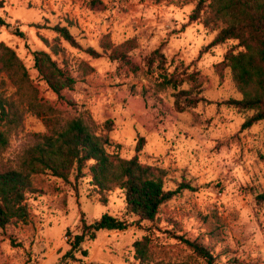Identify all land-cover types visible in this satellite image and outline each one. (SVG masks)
Wrapping results in <instances>:
<instances>
[{
    "label": "rangeland",
    "instance_id": "1",
    "mask_svg": "<svg viewBox=\"0 0 264 264\" xmlns=\"http://www.w3.org/2000/svg\"><path fill=\"white\" fill-rule=\"evenodd\" d=\"M100 1L104 7L91 8L89 0H4L0 15L8 25L0 40L15 50L38 99L53 106L57 116L80 114L99 126L107 122L110 151L124 158L137 154L140 161L163 168L165 189L182 181L193 189H182L163 203L154 222L137 223L125 211L122 189L106 192L103 204L87 175L63 181L40 172L33 177L34 192L27 194L28 219L0 229V264H57L81 232L80 219L89 224L105 213L133 223L122 231L98 230L94 239L81 243L86 256L77 251L78 261L64 262L140 264L132 243L147 234L151 260L146 264H206L176 237L181 235L207 246L215 264H264V122L241 128L252 111L222 103L242 95L230 69L217 65L228 49L242 47L236 39L207 46L218 26L205 25V13L189 19L198 0ZM34 23L49 27L36 29ZM57 23L68 27L79 46L50 28ZM16 27L23 37L14 33ZM105 35L114 46L136 39L129 52L136 71L103 51ZM41 37L59 52L53 54ZM88 47L100 55L93 57ZM156 48L166 57L164 71L156 62L147 68L146 58ZM35 49L48 51L75 77L62 98L33 68ZM173 71L184 78L176 89L161 77ZM181 89L189 91L181 95L183 110L174 104ZM0 90L28 108L21 101L26 86L18 89L1 73ZM45 129L44 117L26 110L0 162L14 164L30 134Z\"/></svg>",
    "mask_w": 264,
    "mask_h": 264
},
{
    "label": "trees",
    "instance_id": "2",
    "mask_svg": "<svg viewBox=\"0 0 264 264\" xmlns=\"http://www.w3.org/2000/svg\"><path fill=\"white\" fill-rule=\"evenodd\" d=\"M91 8L104 7L100 0H89ZM4 7V0H0V8ZM205 13V25H216L218 31L208 47L224 42L227 39H236L241 50L228 49L223 59L217 64L219 67H228L232 78L241 92L240 98H227L223 104L232 106L241 111H252L241 124L247 128L258 121L264 122V0H198L189 19L196 20ZM0 25H8L0 15ZM46 24L34 23L36 29ZM64 40L73 46H79L75 37L65 25L59 23L50 27ZM14 33L21 37L23 32L16 27ZM102 41L103 51L108 52L112 60L125 63L136 71L137 66L130 62L129 52L136 48L134 37L114 46L105 35ZM53 54L59 52L57 45H50L46 38H40ZM93 57L99 56L95 49L86 48ZM33 68L37 71L47 86L57 97H63V90L71 89L76 79L63 68L51 54L44 49H35L31 52ZM165 55L154 49L146 58L147 68H153L154 63L164 71ZM18 87L26 86L21 101H26L30 111L42 116L46 122L43 132H32L30 143L17 156L14 164L0 162V229L8 225L25 222L29 216L27 203L28 192H34L33 177L40 172H48L52 176L69 181L73 175L75 181L84 176L89 177L92 189L98 193L100 201H107L105 193L119 188L123 190L125 211L136 216L133 222H154L163 203L168 201L182 189L192 190L193 187L186 181L180 182L175 189H165V170L158 165L140 161L137 154L129 158L121 157L117 152L109 150L111 141L107 134V122L102 126L86 119L82 115L59 117L56 109L46 101H41L36 95L30 77L21 58L15 50L3 41H0V74ZM163 84L176 89L184 80L179 72H164ZM186 77H191L187 74ZM1 83H5L1 79ZM35 92L28 100L29 93ZM187 90L175 92L174 104L177 109L183 110L181 95L188 94ZM186 101V97L183 98ZM28 108L21 106L9 95L0 90V152L9 144L11 132L17 129L23 120L24 112ZM137 151L140 145H137ZM81 232L73 235L70 249L61 257L57 264H67L69 261H78L74 253L80 251L82 256L87 251L81 248L85 239H94L100 229L122 231L132 225L117 216L105 213L99 219L87 224L80 219ZM186 244L206 264H215V256L210 249L197 240L176 236ZM134 258L140 264L151 260V238L143 235L132 243ZM172 264V263H169Z\"/></svg>",
    "mask_w": 264,
    "mask_h": 264
},
{
    "label": "crops",
    "instance_id": "3",
    "mask_svg": "<svg viewBox=\"0 0 264 264\" xmlns=\"http://www.w3.org/2000/svg\"><path fill=\"white\" fill-rule=\"evenodd\" d=\"M35 33H36V31H35ZM3 34H4L3 25H0V38L2 37ZM0 41H2V40H0Z\"/></svg>",
    "mask_w": 264,
    "mask_h": 264
}]
</instances>
